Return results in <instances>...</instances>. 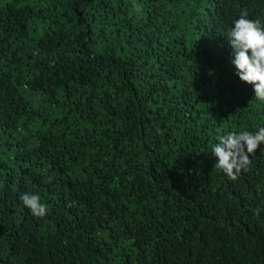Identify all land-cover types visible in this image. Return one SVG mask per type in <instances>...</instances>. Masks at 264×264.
<instances>
[{
	"label": "trees",
	"instance_id": "1",
	"mask_svg": "<svg viewBox=\"0 0 264 264\" xmlns=\"http://www.w3.org/2000/svg\"><path fill=\"white\" fill-rule=\"evenodd\" d=\"M244 13L264 26V0H0V264H264V145L236 180L211 154L264 125Z\"/></svg>",
	"mask_w": 264,
	"mask_h": 264
},
{
	"label": "clouds",
	"instance_id": "2",
	"mask_svg": "<svg viewBox=\"0 0 264 264\" xmlns=\"http://www.w3.org/2000/svg\"><path fill=\"white\" fill-rule=\"evenodd\" d=\"M226 37L234 75L251 86L253 99L264 102V26L248 19L244 13L233 21ZM216 131L221 133V129ZM261 145H264V125H257L254 131H224L212 145L211 154L216 158L214 166L229 179L236 180L241 171H247L250 154L254 155ZM20 200L34 217L46 215L47 206L38 195L25 193Z\"/></svg>",
	"mask_w": 264,
	"mask_h": 264
}]
</instances>
